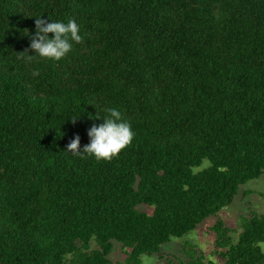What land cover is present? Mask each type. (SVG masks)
Returning <instances> with one entry per match:
<instances>
[{"label": "trees", "instance_id": "1", "mask_svg": "<svg viewBox=\"0 0 264 264\" xmlns=\"http://www.w3.org/2000/svg\"><path fill=\"white\" fill-rule=\"evenodd\" d=\"M39 16L75 20L83 43L20 58ZM106 108L132 144L110 162L65 151ZM263 172L264 0H0V264H114L113 240L119 264H140ZM240 228L233 243L222 219L210 226L211 258L264 264V213ZM182 249L167 264H218Z\"/></svg>", "mask_w": 264, "mask_h": 264}, {"label": "clouds", "instance_id": "2", "mask_svg": "<svg viewBox=\"0 0 264 264\" xmlns=\"http://www.w3.org/2000/svg\"><path fill=\"white\" fill-rule=\"evenodd\" d=\"M35 34L30 37L29 48L20 53V58H26L28 62L34 60L59 61L67 56L73 49V43H83L80 35V26L75 20L64 22H47L41 17L35 18ZM49 33L52 37L49 38ZM29 50L33 55H29ZM33 76L39 75L34 71ZM107 113L103 117V123L99 126L92 125L87 131L89 143L80 148V137L75 135L67 144L66 150L73 156L84 159L94 157L97 162H110L118 158L119 154L132 144L135 133L130 122L123 118L122 113L114 108H106ZM96 116V119H99ZM75 123L76 118L71 119Z\"/></svg>", "mask_w": 264, "mask_h": 264}, {"label": "rangeland", "instance_id": "3", "mask_svg": "<svg viewBox=\"0 0 264 264\" xmlns=\"http://www.w3.org/2000/svg\"><path fill=\"white\" fill-rule=\"evenodd\" d=\"M208 165L209 161L205 159L200 166L194 167V171H198ZM136 208L138 210L151 211V207L144 204H139ZM250 209L260 214L264 213V172L257 178L250 179L240 185L236 195L228 205L220 208L216 214L209 215L187 235L180 238H170L168 242L160 246L158 253L152 255L142 254L140 256V264H167V259L174 258V256L185 259L186 255L182 249L185 242L194 245L197 251L203 252L206 261L211 258L210 253L214 247L215 239V233L210 230V226L216 220L222 219L224 224L231 229L232 242L236 243L241 230L240 219L242 216L247 215ZM93 244V241H91L92 246ZM258 247L264 255V242H259ZM108 257L114 264H119L124 260V250L119 242L112 241V250ZM211 259L221 264L215 256H212Z\"/></svg>", "mask_w": 264, "mask_h": 264}]
</instances>
